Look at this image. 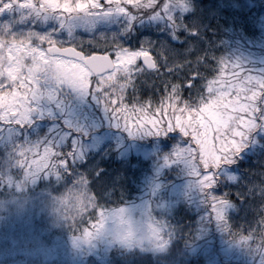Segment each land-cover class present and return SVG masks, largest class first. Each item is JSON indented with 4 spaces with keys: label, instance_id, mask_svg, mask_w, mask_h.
<instances>
[{
    "label": "snow or ice",
    "instance_id": "1",
    "mask_svg": "<svg viewBox=\"0 0 264 264\" xmlns=\"http://www.w3.org/2000/svg\"><path fill=\"white\" fill-rule=\"evenodd\" d=\"M189 11L191 0H0V142L10 145L7 162L27 179L67 178L71 187L58 203L74 221L95 218L82 231L87 242L111 234L128 249L163 251L172 233L150 209L136 219L132 209L98 205L90 185L103 169H79L85 142L97 131L85 106L101 111L100 127L107 123L131 137L179 134L183 146L165 163L186 165L190 187L222 228L236 207L225 189L239 184L238 198L264 205V180L253 183L233 169L246 149L264 150V73L220 59L208 79L201 70L216 58L192 59L190 43L179 47L187 38L181 33L199 35L184 20ZM83 34L92 37L86 46ZM145 77L161 92L157 105L138 95ZM260 237L264 242V232Z\"/></svg>",
    "mask_w": 264,
    "mask_h": 264
},
{
    "label": "trees",
    "instance_id": "2",
    "mask_svg": "<svg viewBox=\"0 0 264 264\" xmlns=\"http://www.w3.org/2000/svg\"><path fill=\"white\" fill-rule=\"evenodd\" d=\"M184 20L199 30V35L195 37L181 33L182 36L187 38L185 43L179 47H187L190 43L193 48L189 58L194 59L200 54H210L217 58L229 51H233L240 56L247 53L257 57L264 52V5L259 3V0H191V11L185 14ZM142 32L149 34L148 29H143ZM110 36L108 35L109 38ZM91 38L90 34L79 36V39L84 41L85 46ZM96 38L100 40L101 44L103 43L102 36H96ZM77 49L79 50V48ZM208 63L210 67L208 69L202 68L201 71H205L204 75H209V79L215 74L213 69L218 67V62L209 60ZM144 79L147 80V84L137 82L140 89L138 95L145 101L151 99L153 105L159 104L161 92L152 86L154 78L145 77ZM156 84L159 85L158 80ZM130 92L131 90H129ZM195 93L196 89L193 90L192 95L194 96ZM183 95L187 98L189 93L185 92ZM85 111L90 114V120L97 124L98 133L108 126L107 123L103 127L99 126V121L96 118L101 117L102 113L95 105L86 106ZM46 130V124L38 129L41 133ZM170 136L172 135H165L163 139L160 136L150 137L149 139L152 142L159 143L160 147L146 158L134 155L131 152L121 154L120 148L116 147L113 142L102 144L94 150L85 151L86 162L80 163V171L91 173L97 168L103 169L102 179L100 181L93 179L90 185L97 196L98 205L103 210H112L136 203L141 198L139 193L143 190H149L148 186L144 187V182L149 176L161 180L163 186H169L182 178V170L178 165L163 168L161 175H155L156 169L165 157L173 156L174 145L178 137L181 144L183 142L178 134H174L175 139H171ZM0 149H5L9 153L10 147L0 145ZM6 161H8V158ZM233 169L240 177L259 184L261 180H264V175H261L264 173V150L259 146H254L247 153H242L239 163L234 165ZM41 179L39 185L35 188L50 187L53 183L64 180L58 181L54 178H48L45 182L44 178ZM244 183H247V181H244ZM151 190L153 192L155 190L153 184ZM224 191H230L231 200L236 207L227 213L228 228L224 229L225 232L221 233V237L227 241L238 242L242 246L245 245L253 253L260 250L264 258V242L261 241L260 237L261 232H264V225L260 224L264 213L258 211V208L264 207V205H259L258 200L255 201L251 197L244 200L238 198L236 192L243 191L239 184ZM200 212L201 209L195 210L186 201L179 203L174 215H171L175 220L173 226L175 234L167 248L157 253V255L136 249L125 250L118 245L108 243L106 244L108 249L104 261L107 264H179V260H184V264H205V259H211L213 252L207 250L202 253L201 250L196 257L186 255L187 243L193 241L194 230L198 224L196 215ZM84 220L86 223L78 220L74 225L63 230L64 233L62 231L58 233L64 238L67 235L70 238L77 237L80 238L79 241H83L82 231L84 228L90 227L91 223L95 222V218L89 220L88 216H85ZM208 234H210L209 230ZM246 236L250 239L244 240L243 237ZM0 264H24V260L21 259L15 263L1 262Z\"/></svg>",
    "mask_w": 264,
    "mask_h": 264
},
{
    "label": "rangeland",
    "instance_id": "3",
    "mask_svg": "<svg viewBox=\"0 0 264 264\" xmlns=\"http://www.w3.org/2000/svg\"><path fill=\"white\" fill-rule=\"evenodd\" d=\"M104 2L105 0H101V3ZM259 3L264 5V0H259ZM96 36H102V33L97 32ZM220 59L239 62L246 71L253 74L264 73V52L253 57L247 53L240 56L229 51L223 56H218L215 61L219 62ZM214 75L209 79H212ZM92 123L97 127L93 120ZM150 137L153 136L131 137L107 126L99 133L93 132L84 147L86 151L94 150L102 144L113 142L116 147L120 148L121 154L131 152L146 158L160 147V144L152 142ZM160 137L163 139L165 135ZM180 138L182 139V137ZM0 145L10 147L4 142H0ZM177 146H183L179 137L174 149ZM252 148H248L242 153H247ZM0 153V263H15L23 259L24 264H107L104 261L108 249L106 244L113 243L129 250L111 234L103 235L92 242L79 241L80 238H70L67 235L65 238L61 236L58 232L64 233L63 230L79 220L74 221L66 216L58 203L59 198L66 193V189L71 187L69 180L66 178L61 182L53 183L50 187L35 188L42 180L41 177L37 176L34 180L25 178L21 169L6 161L8 152L5 149H0ZM170 165H178L181 168L182 178L180 180L178 179L169 186H163L161 180L149 176L144 182V187L148 186L149 190L140 192L141 198L136 203L116 209H132L136 219H140L142 213L146 209H150L153 216L157 220L163 221L167 225V230L171 231L170 243L175 234L173 230L175 220L171 215H174L179 203L186 201L195 210L201 209V212L196 215L198 224L194 230L193 241L187 243V246L191 247L190 249L187 247L186 255L196 257L199 251L202 250L204 253L209 250L215 254L212 253L211 259H205V264H264L260 250L253 253L245 245L242 246L238 242L227 241L221 237V233L225 232L224 228L218 225L214 216L209 218V212L212 209L211 207L207 209L206 205L201 202L202 197L198 191L190 187L194 178L189 175V169L183 162L169 161L166 164L164 159L156 169L155 175H161L162 169ZM48 178L44 177L43 180L47 182ZM152 184L155 187L154 192L151 190ZM69 210L71 212V206H69ZM208 230L210 234H208ZM133 249L156 255L161 252L142 250L139 247ZM182 254L184 256V252ZM181 263L184 264V260H179V264Z\"/></svg>",
    "mask_w": 264,
    "mask_h": 264
},
{
    "label": "flooded vegetation",
    "instance_id": "4",
    "mask_svg": "<svg viewBox=\"0 0 264 264\" xmlns=\"http://www.w3.org/2000/svg\"><path fill=\"white\" fill-rule=\"evenodd\" d=\"M67 46H69V45H67ZM78 50V49H77Z\"/></svg>",
    "mask_w": 264,
    "mask_h": 264
}]
</instances>
